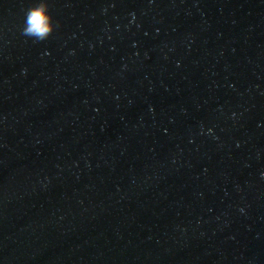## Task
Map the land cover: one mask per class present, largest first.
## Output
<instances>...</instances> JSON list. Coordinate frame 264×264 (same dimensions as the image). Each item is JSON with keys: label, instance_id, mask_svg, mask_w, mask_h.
Wrapping results in <instances>:
<instances>
[{"label": "water", "instance_id": "obj_1", "mask_svg": "<svg viewBox=\"0 0 264 264\" xmlns=\"http://www.w3.org/2000/svg\"><path fill=\"white\" fill-rule=\"evenodd\" d=\"M0 0V264H264V0Z\"/></svg>", "mask_w": 264, "mask_h": 264}, {"label": "clouds", "instance_id": "obj_2", "mask_svg": "<svg viewBox=\"0 0 264 264\" xmlns=\"http://www.w3.org/2000/svg\"><path fill=\"white\" fill-rule=\"evenodd\" d=\"M51 22L44 0H35V3L26 9L22 32L36 40L45 39L52 31Z\"/></svg>", "mask_w": 264, "mask_h": 264}]
</instances>
